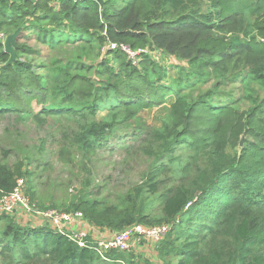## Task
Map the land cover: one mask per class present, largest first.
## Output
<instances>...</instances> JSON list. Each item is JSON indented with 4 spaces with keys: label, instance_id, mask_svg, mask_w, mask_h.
<instances>
[{
    "label": "trees",
    "instance_id": "obj_1",
    "mask_svg": "<svg viewBox=\"0 0 264 264\" xmlns=\"http://www.w3.org/2000/svg\"><path fill=\"white\" fill-rule=\"evenodd\" d=\"M156 1L103 0L100 6L95 0H0V15L4 8L12 9L15 15L11 17L25 24L22 29L36 33V40L48 47L60 42L116 44L104 52L119 60L112 66L114 82L101 88L75 75L61 88L68 99L94 98L88 106L90 116L96 114L97 102L103 101L101 91L107 99L114 98V108L121 109L127 118L162 103L171 93L164 73L154 78V70H147V48L175 56L189 69L195 64L214 65L234 52L245 53L251 60L239 67L263 77L259 71L264 70V0H167L170 8L183 11L170 20L154 18ZM205 2L214 9L212 14L201 7ZM246 15L252 19L255 34L245 42L217 34V19L230 24L233 18ZM20 35L12 61L0 41V113L34 115L35 102L45 115L67 112L84 117V108L75 110L49 101L51 93L41 75L19 56L24 52ZM121 46L141 50L136 55L139 61L133 63ZM200 68L193 74L196 82L209 77ZM208 99L192 101L178 94L169 107L171 126L163 135L165 152L187 145L194 148L197 157L184 166L185 176L168 184L160 194L161 216L156 222L168 224L179 218L163 241L161 253L176 257V264H264V98L248 109ZM96 136L94 129L88 130L87 149L97 145ZM168 169L169 163L162 164L151 180ZM27 175L20 160L9 166L0 164V200ZM154 182L148 186L151 193L159 191ZM71 210L81 212L90 225L110 230L152 222L141 211L108 213L95 200L78 199ZM9 216L0 214V219L8 221L0 234V264H132L126 263L122 252L110 250L101 257L89 244L79 246L66 230L20 225Z\"/></svg>",
    "mask_w": 264,
    "mask_h": 264
},
{
    "label": "rangeland",
    "instance_id": "obj_2",
    "mask_svg": "<svg viewBox=\"0 0 264 264\" xmlns=\"http://www.w3.org/2000/svg\"><path fill=\"white\" fill-rule=\"evenodd\" d=\"M201 7L209 14L214 10L208 2L201 3ZM182 12V9L170 8L167 0H157L153 8L154 18L166 20L176 18ZM12 15H15L12 9L4 8V14L0 15V31L10 34L21 28L19 44L24 52L19 56L41 75L51 93L49 101L73 106L75 110L84 108L85 114L84 117L67 112L45 115L40 113L41 105L35 102H32L34 115L11 111L0 113V164L9 166L19 160L23 163L28 175L23 178L22 193L30 208L42 212H71L74 202L87 199L98 201L100 209L111 214L141 211L148 216V221L152 220L151 223L138 222L145 226L165 224L156 222L161 216L160 194L168 184L185 176L184 166L191 157H197L194 148L187 145L175 148L172 153L165 152L163 135L171 126L169 107L176 96L181 94L192 101L209 96L211 103L228 104L237 109H248L258 98H264V70L259 71L263 74L260 78L258 73L242 71L239 67L251 60L245 53L234 52L214 65L195 64L189 69L177 57L147 48V70H154V78L164 73L171 93L164 96L162 103L141 109L135 117L127 118L121 109L114 108V98L107 99L105 92L101 91L103 101L97 102L96 114L90 116L88 106L92 105L94 98L78 99L75 96L68 99L61 93V88L75 75L84 76L103 88L114 82L112 66H117L119 60L105 55L107 45H98L95 41L74 45L60 42L48 47L36 40V33L23 30L25 24ZM214 22L218 25L217 34L228 39L237 37L245 42L248 36L255 34L251 28L252 19L247 15L233 18L230 24L219 19ZM133 60L135 63L139 61L137 56ZM200 67L209 77L196 82L193 74ZM140 68L145 71L144 66ZM89 129L95 130L98 139L93 150L85 147ZM164 153L166 156L162 155ZM168 163L170 170H161L155 178L159 191L149 192V184L155 181L151 180L153 172ZM9 218L29 227H50L49 220L32 210L18 209ZM7 222L0 219V234L5 231ZM122 229H115V232ZM168 234L160 240L145 239L132 244L122 252L126 263L176 264V257L161 253Z\"/></svg>",
    "mask_w": 264,
    "mask_h": 264
},
{
    "label": "built area",
    "instance_id": "obj_3",
    "mask_svg": "<svg viewBox=\"0 0 264 264\" xmlns=\"http://www.w3.org/2000/svg\"><path fill=\"white\" fill-rule=\"evenodd\" d=\"M7 34L0 31V41L4 42ZM106 47L113 49L116 44L109 43ZM121 48L128 54L129 59L134 62V57L141 52V50L132 51L126 46H121ZM24 179L20 178L17 180L16 185L12 192L2 196L0 200V212L13 213L17 212L18 209L32 210L37 215L45 217L47 220H51L55 223V229L58 232H63L66 230L68 225L77 223L79 226L76 230H66L71 240L75 241L79 246H89L94 249V251L101 257L110 250H116L119 252L127 251L132 244H139L142 240H160L162 236L167 234L173 224L179 222L177 217L174 222L162 225H151L145 226L144 224L134 223L122 230L114 233L112 236L107 238H94L92 236L91 229L87 226V221L83 214L79 211H71L56 214L55 212H42L37 209L29 207L27 198L22 193V188L24 186ZM190 204L188 203L186 208ZM33 207V206H32Z\"/></svg>",
    "mask_w": 264,
    "mask_h": 264
},
{
    "label": "crops",
    "instance_id": "obj_4",
    "mask_svg": "<svg viewBox=\"0 0 264 264\" xmlns=\"http://www.w3.org/2000/svg\"><path fill=\"white\" fill-rule=\"evenodd\" d=\"M46 221H48V220H46ZM49 225L52 229H55L54 227L56 225L53 221L49 220ZM78 226L79 225L77 223H73L67 229L76 230L78 228ZM87 226L91 228L92 236L94 238H107V237L112 236L114 233H116L115 230H110V229H106V228H99V227L92 226L90 224H87Z\"/></svg>",
    "mask_w": 264,
    "mask_h": 264
},
{
    "label": "water",
    "instance_id": "obj_5",
    "mask_svg": "<svg viewBox=\"0 0 264 264\" xmlns=\"http://www.w3.org/2000/svg\"><path fill=\"white\" fill-rule=\"evenodd\" d=\"M97 1L100 6L103 5V0H95ZM21 28L16 29L12 33L8 34L3 42V47L5 52L10 54V59L9 61H12L15 57V41L18 39L19 34H20Z\"/></svg>",
    "mask_w": 264,
    "mask_h": 264
}]
</instances>
